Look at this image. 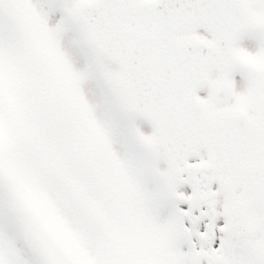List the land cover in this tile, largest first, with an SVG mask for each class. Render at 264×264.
<instances>
[{
    "label": "snow or ice",
    "instance_id": "6c2138e0",
    "mask_svg": "<svg viewBox=\"0 0 264 264\" xmlns=\"http://www.w3.org/2000/svg\"><path fill=\"white\" fill-rule=\"evenodd\" d=\"M0 264H264V0H0Z\"/></svg>",
    "mask_w": 264,
    "mask_h": 264
}]
</instances>
